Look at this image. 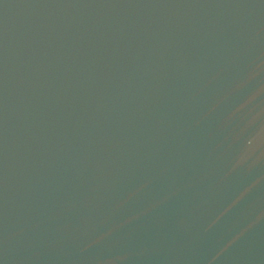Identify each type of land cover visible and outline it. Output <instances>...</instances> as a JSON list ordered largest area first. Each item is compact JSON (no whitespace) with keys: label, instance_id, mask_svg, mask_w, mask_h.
Wrapping results in <instances>:
<instances>
[{"label":"water","instance_id":"95a60500","mask_svg":"<svg viewBox=\"0 0 264 264\" xmlns=\"http://www.w3.org/2000/svg\"><path fill=\"white\" fill-rule=\"evenodd\" d=\"M0 264H264V0H0Z\"/></svg>","mask_w":264,"mask_h":264}]
</instances>
